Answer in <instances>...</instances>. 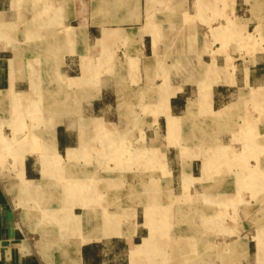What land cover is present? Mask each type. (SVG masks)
I'll return each mask as SVG.
<instances>
[{"label":"crops","instance_id":"obj_1","mask_svg":"<svg viewBox=\"0 0 264 264\" xmlns=\"http://www.w3.org/2000/svg\"><path fill=\"white\" fill-rule=\"evenodd\" d=\"M257 37L264 0H0V264H187L203 249V239L150 237L142 209L130 221L128 170L111 154L129 127L117 118H153L158 140L162 117L174 140L231 122L240 141L207 147L201 176L197 160L182 163V185L210 181L201 196L233 204L248 195L255 214L264 197ZM175 145L184 155L185 142ZM152 149L160 162V144ZM258 232L202 262L264 264Z\"/></svg>","mask_w":264,"mask_h":264},{"label":"rangeland","instance_id":"obj_2","mask_svg":"<svg viewBox=\"0 0 264 264\" xmlns=\"http://www.w3.org/2000/svg\"><path fill=\"white\" fill-rule=\"evenodd\" d=\"M255 50L261 56H264V38L257 37ZM245 64L242 60L241 67ZM114 120L119 125L129 127L128 133H122V135L116 134V141L118 142L121 138L122 145L120 150H113L111 154L114 161L119 160L123 169L127 168L128 170L127 195L125 200L123 199L122 204L128 206V209H130V221H134V217L138 215H135L134 211L142 209L144 213L139 214V217L145 221V225L148 227L146 232H149L150 237L156 236L161 239L170 237L176 239L178 243L187 239L196 241L199 245L203 239V249L199 247L197 251H194L192 255L194 259L187 264H206L201 260L202 253H218L224 243L226 245L227 243L233 244L239 238L254 236L255 232H258L259 229H247L250 221H254L258 226L264 225V197L257 199L256 208L253 210L255 214L250 215L248 205L250 202L254 203L255 199H250L248 195L247 197L239 198L240 204L236 202L233 204L231 197H202L204 186H208L210 181L205 180L204 182L192 183L186 186V188L182 185V163L185 161L190 163L191 160H197L198 165L195 167V173L197 176H201V162L203 157L210 151H207V147L214 148L221 142L240 141L234 134L232 127H230L232 125L231 122L223 121V124H226L225 132L219 131L218 124L215 123L214 127L209 129L208 132L183 133L174 140L172 138L176 134L166 133V121L162 117L160 118L161 133L158 140V135L151 132L152 126H156L157 124L154 123L153 118H117ZM247 120L241 117L237 119L236 124L238 123L244 127ZM204 121H206V118L195 119L197 124L203 126ZM181 123L182 120L177 123L178 128ZM183 141L185 142V146H187L184 155L181 153L180 146L175 145L176 142L180 143ZM201 143L204 144L203 147L205 146L206 149L199 148ZM159 144L160 162L153 156L152 151V148ZM124 165L126 166L124 167ZM172 168L174 169L175 182L170 184L169 172ZM169 186H171V193L169 192ZM246 187L251 189L250 186ZM246 187L242 188L245 189ZM214 193L218 192L214 191ZM119 204H121L120 201ZM154 205L160 206L159 213L158 211L153 213ZM238 219L246 223V228H229L236 221L238 222ZM158 222L162 223L163 228L161 230L154 228ZM260 227L262 228V226ZM259 232L264 233V229H260ZM126 233V235H132V228L127 230ZM240 247V254L243 257V244ZM178 264L184 263L178 262ZM234 264H237V262H234Z\"/></svg>","mask_w":264,"mask_h":264}]
</instances>
